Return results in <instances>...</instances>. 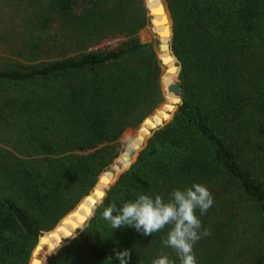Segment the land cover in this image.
I'll return each instance as SVG.
<instances>
[{"label":"trees","instance_id":"obj_1","mask_svg":"<svg viewBox=\"0 0 264 264\" xmlns=\"http://www.w3.org/2000/svg\"><path fill=\"white\" fill-rule=\"evenodd\" d=\"M168 1L178 8L170 47L181 63L183 103L135 151L85 229L54 244L43 262L41 240L108 166L104 155L153 95L162 62L152 43L134 37L150 18L142 0H0V139L9 146L0 148V264L32 256L40 264H119L114 250L124 249L127 264H151L162 253L179 264L162 244L167 226L144 236L111 229L102 214L112 202L119 208L141 193L167 199L193 182L214 199L196 212L201 230H210L194 244L197 264H264V243L245 245L264 235V0ZM149 6L159 11L161 0ZM165 21L160 13L153 20L163 42ZM116 34L133 38L89 51ZM28 147L29 159L12 152Z\"/></svg>","mask_w":264,"mask_h":264},{"label":"clouds","instance_id":"obj_2","mask_svg":"<svg viewBox=\"0 0 264 264\" xmlns=\"http://www.w3.org/2000/svg\"><path fill=\"white\" fill-rule=\"evenodd\" d=\"M214 199L209 188L199 182H193L185 188H174L165 199L160 194H138L119 208L115 202L103 211V218L111 229L123 226L133 227L141 235L148 236L168 231L162 237V244L175 251L179 264H197L194 244L202 237L210 235V230L202 229V223L196 212L203 215L213 205ZM114 258L119 264H127L130 258L128 249L114 250ZM151 264H174L166 253L153 259Z\"/></svg>","mask_w":264,"mask_h":264},{"label":"rangeland","instance_id":"obj_3","mask_svg":"<svg viewBox=\"0 0 264 264\" xmlns=\"http://www.w3.org/2000/svg\"><path fill=\"white\" fill-rule=\"evenodd\" d=\"M149 2H150V0H142V7H143L144 11L146 12L145 17H146V19H147V17L148 18L150 17V18L148 19V22H147V24H145V26L143 27V29H140V31H138V33L136 35H134V37H137L143 43H146V42L152 43L154 52L156 53V56H157V58H158V60L160 62V60H161V58H162V56H163L164 53H161L158 50L157 47L163 41H162L160 35L158 34V32L156 31V27H155V25L153 23V20H154V17L155 16H153L151 14V12H150V9L151 8L149 6ZM163 2H164L163 3L164 6L166 7V10L168 11L169 17L171 19V25L170 26H171V30H172V33H173V24H174L173 16H174V14L178 13V11H177L178 8H175V11H174V9L172 10L170 8L169 1L168 0H163ZM131 38H133V35L126 36V35H123V34H116V35H110V36H107V37H103L100 40H98V43H96L95 46L89 48V51H109V50H113V49H116L117 47H119L120 45H122L123 43L129 41ZM167 42H169L170 45H171V38L168 39ZM172 53H173V51H172ZM173 55L176 57V61L173 62V63H174V65L176 67H179L178 73L175 74V75L168 74V72H167L168 65H164V64H161L160 63V71H159L158 78L156 79V80H159V81H158V85H157L156 89H154L153 95L151 96V98L146 103H144L139 108V110L136 112V114L132 118L129 119L128 126H126V128L124 129V132H123L121 138L119 139V142L117 144H115L116 146L110 150V152L108 153V155H104L103 161L104 162L109 161V164L104 169H102V171L100 172V174L98 175V177L96 179V182L94 183V185L92 186V188H90L88 194H91L92 190L99 184V179L104 174H106L108 168L110 166L114 165L115 161L118 160L125 153V148L127 146H130L131 142L135 139V137L137 136L138 132L140 131V128H141V126H142L143 121L145 120V118H147L150 115L154 114L156 112V110L163 108V106L167 103V94H168V91H167L166 78H169L171 76L170 78L173 77L172 82H174L176 80H179L180 83H181V78H180L181 63H180L178 57L174 53H173ZM129 68H130L129 66L125 65V69H129ZM108 71L109 70H107L104 73L107 75L108 74ZM181 85H182V83H181ZM170 96H171V93H170ZM181 98H182V101H183V92L181 94ZM177 109H178V107L172 113V118H173L175 112L177 111ZM170 120L164 122L163 125H165ZM163 125H160L159 127H161ZM159 127H157V128H159ZM152 131L153 130H151V134H152ZM151 134L148 137H150ZM143 144L144 143H142V145ZM0 148H1V150L3 149L4 152L5 151L9 152L8 151L9 146L5 143V139L4 140H1L0 139ZM28 149H29V152L27 154H20L19 153L22 150V148L19 149V150H17V151H15V150L12 149V152H14L19 157L29 159L28 158L29 157L28 155L29 154H32L33 150L31 148H29V147H28ZM136 159H137V154H134L133 160H132L131 164H129L124 170L128 169L136 161ZM123 171H121L116 177L113 178L112 183L109 186H111L112 184H114L118 180L120 174ZM109 186H107L105 188V192H106V189ZM85 196L86 195H84L79 200V202L76 204V206L74 207V209L77 207V205L79 203L83 202ZM102 200L103 199H101L94 207H96L98 204H100V202ZM94 207L92 208L91 214L87 217V220L83 224H81L80 229H85V227L88 225V223H89L88 220L91 218L92 214L94 213V210H95ZM250 215H251L250 213L247 214L248 217ZM251 226L252 225H250V228L249 229H251ZM93 232L94 233H97L95 228H93ZM98 238H102V235L101 234H98ZM259 239L260 240L258 241L256 239L248 238L245 241V245L246 246H249L250 245L249 246L250 248H252V246L254 248V247L258 246V244H260V245L263 244L264 243V235L261 234V236H260ZM241 263H242L241 260L236 259L233 263L225 262L224 264H241ZM28 264H33V262L31 261V259H30V262Z\"/></svg>","mask_w":264,"mask_h":264},{"label":"water","instance_id":"obj_4","mask_svg":"<svg viewBox=\"0 0 264 264\" xmlns=\"http://www.w3.org/2000/svg\"><path fill=\"white\" fill-rule=\"evenodd\" d=\"M150 1H156V0H150ZM163 3H164L163 0H161V5L163 9L162 11H155L150 9V12L155 17L159 13L160 16L161 15L166 16V21L163 25L165 24L169 25V32L168 35H166V39H170L172 35V30L170 26L171 19ZM157 48L161 53H169L168 57L171 58L172 62L176 61V57L172 53V49L170 47L169 42H161ZM161 62L162 64L167 65L170 61H167L166 58L162 57ZM178 71H179V67H176L175 65H173V69L170 68L167 69L168 74H172V75L177 74ZM167 91H168L167 103L163 106V108L156 110L154 114L145 118L140 128V131L138 132L135 139L131 142L130 146H127L125 148V153L118 160L115 161L114 164H116L117 168L113 166H110L108 168V171L111 174V178L102 179L103 178L102 176L99 179V184L92 190L91 194L86 195L83 202L79 203L75 209H73L67 215H65L58 222V224L55 226L53 230L49 231L50 234L49 238L41 240V242L44 241V244L47 248V250L45 251L42 250L40 253L43 256V262L48 256L47 255L48 251L51 252V250L54 249L55 246L54 244H60L63 238L72 236L74 232L80 229L81 224H83L87 220V217L91 214L92 208L101 199L105 197L106 195L105 188L112 183L114 177H116L121 171H123L129 164H131L135 151H138L141 148L142 143L146 142L148 136L151 134V130L156 129L160 125H163L164 122L170 120L172 118V113L178 107L179 103L180 104L183 103L181 98L183 87L179 80H176L171 84H169L167 86ZM170 93L173 94L175 97H177V100H172L171 99L172 96H170ZM153 125H155V127H153ZM143 126L148 127L149 129V130L147 129L148 132L145 130L141 131ZM138 140H141V142H139ZM127 151L129 155H126ZM31 261L33 262V264H40L38 260H35L33 256L31 258Z\"/></svg>","mask_w":264,"mask_h":264},{"label":"snow or ice","instance_id":"obj_5","mask_svg":"<svg viewBox=\"0 0 264 264\" xmlns=\"http://www.w3.org/2000/svg\"><path fill=\"white\" fill-rule=\"evenodd\" d=\"M163 9L161 8V9H159V11H162ZM178 102V101H177ZM153 127H155V125H153Z\"/></svg>","mask_w":264,"mask_h":264}]
</instances>
